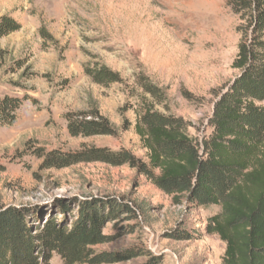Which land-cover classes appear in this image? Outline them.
Segmentation results:
<instances>
[{
	"label": "rangeland",
	"instance_id": "1",
	"mask_svg": "<svg viewBox=\"0 0 264 264\" xmlns=\"http://www.w3.org/2000/svg\"><path fill=\"white\" fill-rule=\"evenodd\" d=\"M3 16L21 28L0 37V98L26 100L17 120L0 126V207L17 206L45 223L50 214L59 219L65 204L70 227L79 203H108L100 211L113 205L118 214L105 223L108 240L95 250L138 255L104 264H144L148 253L161 264H223L226 243L209 229L213 211L176 202L128 165L60 167L57 157L125 148L146 161L134 108L153 98L137 82L142 75L166 91L169 111L203 142L216 97L236 74L241 21L226 1L0 0ZM96 64L118 72L123 83H95L88 71ZM94 110L116 134L72 136L67 114ZM50 264L66 263L54 253Z\"/></svg>",
	"mask_w": 264,
	"mask_h": 264
},
{
	"label": "trees",
	"instance_id": "2",
	"mask_svg": "<svg viewBox=\"0 0 264 264\" xmlns=\"http://www.w3.org/2000/svg\"><path fill=\"white\" fill-rule=\"evenodd\" d=\"M225 1L239 16L242 37L232 63L236 74L216 97L212 131L203 142L191 133L184 117L169 111L166 91L142 75L137 82L153 100L143 99L134 108L135 132L147 160L129 149L95 147L59 155L58 166L98 161L136 168L176 202L214 212L209 229L226 243L223 264H264V0ZM20 28L12 17L0 18V37ZM88 74L104 86L123 83L121 75L106 65L96 64ZM25 100L12 95L0 98V126L17 120ZM67 120L72 136L116 134L98 110L68 113ZM96 203H79L70 227L65 204L58 209L59 219L50 214L45 223L17 206L0 207V264H50L54 253L66 264L114 263L137 256V251L95 250L108 240L105 223L118 214L113 205L100 211L108 203L101 208ZM172 236L186 238L182 232ZM148 254L144 264H161L157 256Z\"/></svg>",
	"mask_w": 264,
	"mask_h": 264
}]
</instances>
